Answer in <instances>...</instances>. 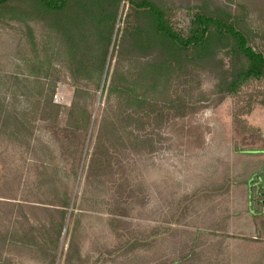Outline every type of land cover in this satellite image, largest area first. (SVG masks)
Wrapping results in <instances>:
<instances>
[{"label":"rangeland","instance_id":"rangeland-1","mask_svg":"<svg viewBox=\"0 0 264 264\" xmlns=\"http://www.w3.org/2000/svg\"><path fill=\"white\" fill-rule=\"evenodd\" d=\"M232 10L243 16V28L251 24L240 7ZM253 42L264 51V38ZM27 51L20 34L0 27V76L19 73ZM56 69L60 81L54 102L68 107L72 80L60 64ZM201 89L192 101L203 108L146 124L140 133L144 143L134 147L117 145L113 138L98 146V126L90 128L83 148L75 138L58 143L38 120L31 122L28 138L0 133V199L60 195L58 184L57 190L35 189L40 160L55 161L72 183L70 165L81 160L54 264H264V231L258 227L260 217L252 219L249 213L247 188L256 171L264 173L259 170L264 163V81H251L225 98L212 92L210 77ZM17 93L3 96L10 108L24 111L28 103ZM199 95L203 101L194 102ZM106 105L107 91L99 90L98 118ZM257 180L250 183L251 208L261 211L253 187ZM50 196L40 195L45 202ZM7 247L4 257L17 264H48L35 247Z\"/></svg>","mask_w":264,"mask_h":264},{"label":"trees","instance_id":"trees-1","mask_svg":"<svg viewBox=\"0 0 264 264\" xmlns=\"http://www.w3.org/2000/svg\"><path fill=\"white\" fill-rule=\"evenodd\" d=\"M234 6L251 19L249 26H241L243 16ZM0 27L20 34L28 48L20 72L0 76V133L16 139L30 137L31 122L38 120L58 143L75 138L83 148L90 128L98 126V146L113 138L117 145L134 147L144 141L140 133L146 124L203 108L193 106L192 96L202 92L205 78L212 79V92L221 98L264 81V51L253 42L264 38V0H0ZM57 64L72 80L68 107L54 102ZM99 90L107 91V105L98 118ZM19 91L28 103L24 111L10 108L3 96ZM201 101L202 95L194 100ZM53 162L40 160L35 189L57 190L58 184L60 195L0 199L5 207L0 264H17L4 257L3 249L11 245L35 247L48 264L56 262L81 160L70 165L73 183ZM40 195L51 199L45 202ZM38 209L51 218L38 215Z\"/></svg>","mask_w":264,"mask_h":264},{"label":"crops","instance_id":"crops-1","mask_svg":"<svg viewBox=\"0 0 264 264\" xmlns=\"http://www.w3.org/2000/svg\"><path fill=\"white\" fill-rule=\"evenodd\" d=\"M256 162H258V161H260V160H255ZM264 161V160H263ZM259 170H264V163H263V165H262V167L259 169ZM259 173H261L260 171L258 172V171H256L255 173H254V175H252L253 177H251L250 178V180L249 181H247V188H248V201H249V204H248V209H249V213L251 214V216H252V219H257L258 217H260V219H261V221H260V223L258 224V227H260V229H262L263 231H264V226H263V219H264V208L263 209H261V211H256L255 209H253V208H251V195H250V193H251V187H252V185L250 184L251 183V181L253 180V178L254 177H257L258 176V174ZM256 175V176H255ZM251 185V186H250ZM260 190H261V188L259 189V190H257L256 188H255V195L257 196V198H259L258 196L261 194V192H260ZM260 199V198H259ZM262 201H264V199L262 200Z\"/></svg>","mask_w":264,"mask_h":264},{"label":"flooded vegetation","instance_id":"flooded-vegetation-1","mask_svg":"<svg viewBox=\"0 0 264 264\" xmlns=\"http://www.w3.org/2000/svg\"><path fill=\"white\" fill-rule=\"evenodd\" d=\"M262 175V174H261ZM263 177H264V174L262 175ZM258 177V180L256 181V182H254V184H253V187L254 188H256L257 190H259L260 188H261V190H260V192H262L263 191V189H264V187H263V185H261L259 182H260V179H259V175L257 176ZM253 181V180H252ZM259 198H261L260 200H259V203L262 205V209L264 208V201H262L263 199H264V196H262L261 194L258 196ZM256 198H257V196H256ZM258 199V198H257Z\"/></svg>","mask_w":264,"mask_h":264},{"label":"water","instance_id":"water-1","mask_svg":"<svg viewBox=\"0 0 264 264\" xmlns=\"http://www.w3.org/2000/svg\"><path fill=\"white\" fill-rule=\"evenodd\" d=\"M263 172H264V170H263ZM262 175L264 174V173H261ZM261 174H258L259 175V179H260V184L261 185H263V187H264V177L263 176H261ZM261 195L262 196H264V193L263 192H261Z\"/></svg>","mask_w":264,"mask_h":264},{"label":"built area","instance_id":"built-area-1","mask_svg":"<svg viewBox=\"0 0 264 264\" xmlns=\"http://www.w3.org/2000/svg\"><path fill=\"white\" fill-rule=\"evenodd\" d=\"M55 97H56V99H57V95H56Z\"/></svg>","mask_w":264,"mask_h":264}]
</instances>
